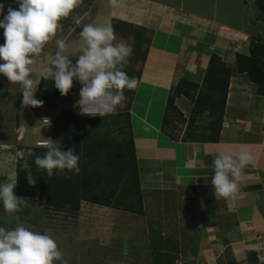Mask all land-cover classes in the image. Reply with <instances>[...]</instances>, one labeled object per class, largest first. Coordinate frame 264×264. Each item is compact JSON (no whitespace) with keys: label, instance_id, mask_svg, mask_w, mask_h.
I'll list each match as a JSON object with an SVG mask.
<instances>
[{"label":"crops","instance_id":"obj_1","mask_svg":"<svg viewBox=\"0 0 264 264\" xmlns=\"http://www.w3.org/2000/svg\"><path fill=\"white\" fill-rule=\"evenodd\" d=\"M85 24H110L114 43L132 46L124 71L138 80L135 89L124 90L116 113L130 115L141 212L82 202L93 212L114 211L116 220L121 218L110 231L121 249L118 264H260L264 96L236 72L235 57L249 54L252 39L264 42V7L258 0H119L116 7L108 0H88L56 34L67 46L75 44L72 53H81L77 40ZM47 47L34 57L30 76L35 80L58 51L48 56ZM212 55L231 69L217 140H209L210 129L204 131L213 120L208 111L192 119L193 102L175 94L182 81L201 86ZM171 97L182 118L165 126ZM240 149L253 159L238 181L237 198L216 200L211 185L215 155Z\"/></svg>","mask_w":264,"mask_h":264},{"label":"clouds","instance_id":"obj_2","mask_svg":"<svg viewBox=\"0 0 264 264\" xmlns=\"http://www.w3.org/2000/svg\"><path fill=\"white\" fill-rule=\"evenodd\" d=\"M119 0H108L109 7H116ZM17 9L8 8L3 15L4 5L0 4V28L4 29L5 43L0 45V74L12 84H19L23 107H40L44 101L35 98L39 81L31 78L34 57L40 56L45 45L56 36L59 21L69 17L83 0H16ZM77 26L81 18H74ZM82 44L81 54L73 64L65 54L67 44L64 40L55 41L58 51L55 58L44 71L42 78H51L61 96H66L75 78L81 85L76 107L80 115L100 116L115 114L117 107L125 100L124 90L138 86L136 77H130L124 68L132 54V46L116 41L114 28L85 24L78 34ZM48 118V117H42ZM51 122V121H50ZM51 126V124H47ZM47 149L43 156H36L35 165L51 177L64 171L79 174L80 156L73 148L62 151L61 146L50 139L39 145ZM23 158L24 150L17 153ZM27 155L32 156L31 149ZM250 152L240 149L237 152L220 151L213 160L214 174L211 185L216 200L236 199L239 192L238 181L243 169L252 162ZM27 181L34 186L36 179L25 163ZM14 182L0 183V202L5 213H18L28 206V198L17 197L13 193ZM16 220L20 217L17 215ZM68 264L57 242L47 233H39L17 225L14 229L0 227V264Z\"/></svg>","mask_w":264,"mask_h":264},{"label":"trees","instance_id":"obj_3","mask_svg":"<svg viewBox=\"0 0 264 264\" xmlns=\"http://www.w3.org/2000/svg\"><path fill=\"white\" fill-rule=\"evenodd\" d=\"M0 4H4L6 13L9 7L18 8L17 3L11 0H0ZM258 4L264 7V0H258ZM3 33L4 29L0 28V34ZM235 70L245 74L256 84L257 93L264 96V42L252 39L249 54L236 55ZM230 75L229 66L218 56L212 55L200 87L182 81L176 88L177 96L183 95L193 102L192 119L205 111L213 118L204 128V131L211 130L209 140L218 139ZM74 95L72 87L68 95L61 96L54 87V81L41 76L35 98L44 103L40 107H29L37 115L50 119L51 141L59 144L62 151L73 148L75 154L80 156V173L77 175L65 170L64 174L57 175L54 170V174L48 177L34 163L36 156H43L47 149L34 145L19 146L18 151L24 150V155L16 162V184L22 187L23 194L37 195L48 209L57 212L76 214L82 202H89L140 213L141 194L129 113L79 118L73 111ZM167 110L165 126L171 124L173 118L181 120L182 114L174 106L173 97L167 103ZM115 128H118L119 136L112 134ZM27 149L32 150V156L27 155ZM25 163L36 179L34 186L28 184L27 170L23 167Z\"/></svg>","mask_w":264,"mask_h":264},{"label":"rangeland","instance_id":"obj_4","mask_svg":"<svg viewBox=\"0 0 264 264\" xmlns=\"http://www.w3.org/2000/svg\"><path fill=\"white\" fill-rule=\"evenodd\" d=\"M11 1L16 2V0ZM87 1L83 0V3L73 10L72 15L62 19L59 23L65 20L70 21L86 5ZM6 14L3 10V15ZM61 31L62 29H57L56 34L59 35ZM56 40H58L57 36L47 43L48 56L56 51ZM77 41L82 46L79 39ZM4 43L5 37L1 35L0 45ZM74 48L75 44L67 46L65 52L73 64L81 54L72 53ZM80 86L82 85L74 78L72 86L74 91L76 92ZM146 86L151 85L148 83ZM20 88L18 83L12 84L3 74H0V183L15 181L19 146L40 147L41 143L37 141L42 142L50 139L51 136V126L43 124L42 117L33 112L30 107L22 106ZM134 131L137 133L136 130ZM112 134L119 136L118 128H115ZM13 193L17 197L28 198V206L23 207L18 213L9 215L4 212L2 202H0V227L14 229L17 225H23L34 232L47 233L57 242L68 264H118L120 262L119 242L114 235L110 234L111 228L113 227L112 230H114L116 227L115 224L122 223L120 217H117V220L114 217L116 212L112 211L110 215L101 213V211L93 212L89 204L81 203L76 214H67L48 209L37 195L23 194L22 187L17 184ZM17 215L20 217L19 220L15 219ZM54 264H60V262L54 261Z\"/></svg>","mask_w":264,"mask_h":264},{"label":"built area","instance_id":"obj_5","mask_svg":"<svg viewBox=\"0 0 264 264\" xmlns=\"http://www.w3.org/2000/svg\"><path fill=\"white\" fill-rule=\"evenodd\" d=\"M236 51V50H235ZM82 86H80L77 91L75 92L74 95V103H73V111L75 113L76 117L79 118H92V117H100V116H89V115H80L79 113V109L78 107H76L77 101L79 100V92ZM113 115V114H110ZM110 115H105V116H110ZM42 123L43 124H51L50 119L49 118H42ZM19 157V156H18ZM20 158V157H19ZM259 262L260 264H264V254H262L261 256H259Z\"/></svg>","mask_w":264,"mask_h":264},{"label":"bare ground","instance_id":"obj_6","mask_svg":"<svg viewBox=\"0 0 264 264\" xmlns=\"http://www.w3.org/2000/svg\"><path fill=\"white\" fill-rule=\"evenodd\" d=\"M38 143H41V141H37Z\"/></svg>","mask_w":264,"mask_h":264},{"label":"water","instance_id":"obj_7","mask_svg":"<svg viewBox=\"0 0 264 264\" xmlns=\"http://www.w3.org/2000/svg\"><path fill=\"white\" fill-rule=\"evenodd\" d=\"M17 126H18V122H17Z\"/></svg>","mask_w":264,"mask_h":264}]
</instances>
